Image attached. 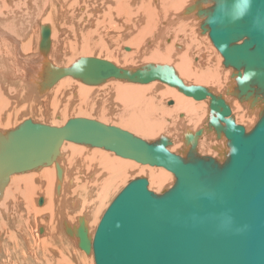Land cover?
<instances>
[{"label": "bare ground", "instance_id": "obj_1", "mask_svg": "<svg viewBox=\"0 0 264 264\" xmlns=\"http://www.w3.org/2000/svg\"><path fill=\"white\" fill-rule=\"evenodd\" d=\"M187 1L0 0V149L1 140H11L27 119L51 126H63L70 118L97 119L154 141L168 136L161 121L167 117L172 152L186 156L192 148L187 138L196 137L199 154L223 160L229 147L224 135L218 138L209 130V95L195 99L160 80L109 78L88 85L70 75L42 88L51 67H70L81 57L108 60L131 75L148 64L169 65L185 85L205 87L225 100L229 117L251 129L262 103L251 109L248 101L232 94L236 81L229 77L234 68L224 65L208 31L202 32L206 17L199 23L195 11L194 17L183 14ZM31 113L34 117H28ZM160 113L163 118H158ZM89 146L65 141L58 161L11 175L0 203V264H94L93 250L87 253L79 246L81 221L92 240L96 220L129 177L147 174L150 190L167 189V182L175 181L164 167ZM57 162L63 168L62 181ZM86 185L92 189L86 191L88 199L79 213L78 197L69 195Z\"/></svg>", "mask_w": 264, "mask_h": 264}, {"label": "water", "instance_id": "obj_2", "mask_svg": "<svg viewBox=\"0 0 264 264\" xmlns=\"http://www.w3.org/2000/svg\"><path fill=\"white\" fill-rule=\"evenodd\" d=\"M255 8L264 10V0H256ZM214 9V23H210ZM193 11L206 17L202 32L208 31L224 65L234 68L232 94L248 101L251 109L262 103L251 129L229 117L225 100L205 87L185 85L169 65L148 64L131 75L108 60L81 57L70 67H51L42 88L70 75L88 85L109 78L160 80L195 99L209 95V129L218 138L224 135L229 147L223 160L199 154L196 137L187 138L192 148L180 156L170 150V136L148 141L85 117L70 118L63 126L27 119L10 135L11 140H1L0 201L13 173L58 161L65 141L102 147L174 174L173 185L160 193L149 189L145 176L130 180L104 212L92 240L81 221L79 246L87 253L93 250L95 264H264V16H257L255 24L251 17L234 22L238 9L231 0H195L183 14ZM81 60L87 61L83 72L75 67ZM57 177L62 181L58 162ZM57 188L60 191V183ZM245 225L244 231L237 232Z\"/></svg>", "mask_w": 264, "mask_h": 264}, {"label": "rangeland", "instance_id": "obj_3", "mask_svg": "<svg viewBox=\"0 0 264 264\" xmlns=\"http://www.w3.org/2000/svg\"><path fill=\"white\" fill-rule=\"evenodd\" d=\"M189 1V0H188ZM186 2V3H193L195 0H193V2L191 1H189V2ZM188 4V5H189ZM188 5H186V6H188ZM56 10H59L60 8H55ZM44 12H45V14L47 13V12H49V9H48V11L46 10H44ZM187 16H189V15H187ZM195 15H194V13H193V17H194ZM198 15H196L195 17H194V19L197 17ZM20 18V20H21V18H22V20L23 21H25V20H28L27 19V17H25V16H19L18 17V19ZM25 20H24V19ZM197 18H199V19H197ZM196 19L197 20H199V23H202L203 21V18L202 17H197ZM202 18V19H201ZM21 20V21H22ZM202 21V22H201ZM199 25V24H198ZM199 34H201V32H199ZM204 34H201V36H203ZM42 37V36H41ZM216 50V49H215ZM216 52H217V50H216ZM196 54H198V53H196ZM195 60V59H194ZM231 77V76H230ZM229 77V81L231 82V80H232V78H230ZM213 88H214V86H213ZM215 89V88H214ZM221 91V90H220ZM156 111V110H155ZM34 117V115H33V113H31L30 114V116H28V117ZM37 117H41V116H37ZM46 117V116H45ZM158 118H163L162 117V114L160 113L159 114V117ZM181 119H182V117H181ZM57 120H60V119H58V118H56V121ZM97 120V119H96ZM162 121V126H163V133L165 132V134L166 135H168L169 136V133L171 134V129H170V126H168V125H170V122L169 123H166V122H168L169 120H168V118L167 117H165V120H161ZM168 124V125H167ZM113 126V125H112ZM206 126H208V123H206ZM167 129H169V130H167ZM210 130V129H209ZM136 134V133H135ZM140 137H142V138H144V139H146V140H149V138H151L149 135H145V134H141V135H139ZM153 138H154V136H152ZM156 137V136H155ZM68 143H70V144H76V143H72V142H68ZM77 145H80V144H77ZM81 145H83V146H86V145H84V144H81ZM208 145H211V144H208ZM90 147V146H89ZM211 146H208L207 148H209V151H210V153H214L215 152V150L213 149V148H210ZM92 148V147H91ZM106 151V150H105ZM116 157H119V158H121L122 159V157H120V156H118V155H116L115 153H113ZM124 159V158H123ZM130 160V159H129ZM134 161V160H133ZM37 169V168H36ZM35 170V169H34ZM29 171H33V170H29ZM29 171H26V172H29ZM168 172H170V171H168ZM21 173H24V172H21ZM171 173V175H172V178L174 179L175 178V176H174V174H172V172H170ZM76 174H78V172L76 173ZM79 175V174H78ZM143 175L144 176H146V177H149L147 174H145V173H143ZM131 179H133V178H131V177H129V180H131ZM129 180H127V181H129ZM126 181V183H128ZM172 183H173V181H172ZM172 183H168L167 182V185H168V187L170 186H172ZM152 186V185H151ZM169 187V188H170ZM87 188V189H86ZM123 188V187H122ZM121 188V189H122ZM151 188H153V191H155V192H157V193H159V192H162L163 190H165V187L164 188H162L161 186L158 188V189H160L159 191H158V189L156 190V188H154L153 186L151 187ZM167 188V187H166ZM83 190H80V192H78V194H76V195H74V194H68L69 196H76V197H78V200H79V203H80V207H78V212L80 213L81 211H82V208H83V205H81V203H82V201H84L85 199H88V195L87 194H89V193H87L86 191L87 190H89V189H92V188H90L89 186H85V188H82ZM155 189V190H154ZM168 189V188H167ZM121 190L119 189L116 193H114V195L112 196V197H110L109 198V201H108V203H107V205H106V208L102 211V213H101V215H100V217H99V219H97L96 220V222H98L99 223V221H100V219H101V217L103 216V214H104V212L106 211V209L108 208V206H109V204L111 203V201L114 199V197H115V195H117L118 194V192H120ZM87 193V194H86ZM4 196H5V193H4V195H3V198L1 199V201H0V203L3 201V199H4ZM86 196V197H85ZM40 199V198H39ZM38 202H39V200H38ZM82 206V207H81ZM91 219V222H92V224H93V222L95 221V218L94 217H90ZM94 220V221H93ZM94 262H95V260H94ZM95 264V263H94Z\"/></svg>", "mask_w": 264, "mask_h": 264}, {"label": "clouds", "instance_id": "obj_4", "mask_svg": "<svg viewBox=\"0 0 264 264\" xmlns=\"http://www.w3.org/2000/svg\"><path fill=\"white\" fill-rule=\"evenodd\" d=\"M231 3L237 7L238 14L232 16L233 21H238L240 19H244L246 17H251L253 24H255V20L257 16H264V10L255 8L254 5L256 4V0H231ZM216 11L213 10L212 13L209 14V22L214 23ZM223 47V46H222ZM87 61L81 60L79 63L75 65L77 71L83 72L84 67L86 66ZM237 149L233 148V154L237 153ZM246 225L243 228L237 229V232H242L246 229Z\"/></svg>", "mask_w": 264, "mask_h": 264}]
</instances>
